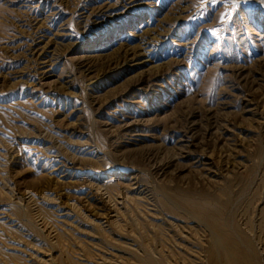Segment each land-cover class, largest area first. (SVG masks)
<instances>
[{"label":"rangeland","instance_id":"374dc122","mask_svg":"<svg viewBox=\"0 0 264 264\" xmlns=\"http://www.w3.org/2000/svg\"><path fill=\"white\" fill-rule=\"evenodd\" d=\"M259 1L0 0V264H264Z\"/></svg>","mask_w":264,"mask_h":264},{"label":"bare ground","instance_id":"6f19581e","mask_svg":"<svg viewBox=\"0 0 264 264\" xmlns=\"http://www.w3.org/2000/svg\"><path fill=\"white\" fill-rule=\"evenodd\" d=\"M254 1V0H253ZM259 1V0H258ZM260 2V1H259ZM262 58V57H261ZM102 179V178H101ZM95 180V179H94ZM97 183V182H96Z\"/></svg>","mask_w":264,"mask_h":264},{"label":"snow or ice","instance_id":"6c2138e0","mask_svg":"<svg viewBox=\"0 0 264 264\" xmlns=\"http://www.w3.org/2000/svg\"><path fill=\"white\" fill-rule=\"evenodd\" d=\"M245 2H247V0H245Z\"/></svg>","mask_w":264,"mask_h":264}]
</instances>
